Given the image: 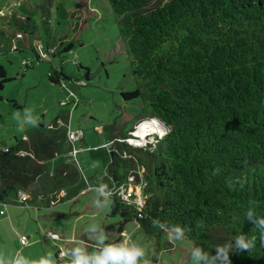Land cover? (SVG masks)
<instances>
[{"label": "trees", "instance_id": "1", "mask_svg": "<svg viewBox=\"0 0 264 264\" xmlns=\"http://www.w3.org/2000/svg\"><path fill=\"white\" fill-rule=\"evenodd\" d=\"M53 3L45 0L39 7L46 37ZM108 3L137 84L121 97L126 103L139 100L141 108L131 132L111 140L106 181L110 216L120 221L106 229L107 239L96 245L95 254L121 243L129 224L158 247L163 235L175 234L173 226L179 225L181 237L205 250L240 231L256 236L251 252L230 254L231 264H264V236L253 222L244 221L249 201L264 215V0ZM7 24L17 36L37 30L34 20L14 13ZM65 40L41 45V55L70 52L73 45ZM10 47L21 49L14 41ZM28 49L40 61L38 48ZM48 79L59 84L64 76L51 69ZM8 82L0 66L1 88ZM145 124H159L163 136L146 149L130 145L132 133ZM58 152L59 137L42 131L15 138L0 150V204L19 205L20 196L46 175L47 163ZM229 178L235 181L231 187ZM131 179L142 186V206L120 195ZM87 250L84 254L91 256ZM54 258L63 264L58 252Z\"/></svg>", "mask_w": 264, "mask_h": 264}, {"label": "rangeland", "instance_id": "2", "mask_svg": "<svg viewBox=\"0 0 264 264\" xmlns=\"http://www.w3.org/2000/svg\"><path fill=\"white\" fill-rule=\"evenodd\" d=\"M44 1L0 0V66L9 79L3 88L0 86V150L12 145L15 138L25 139L37 131L59 137L58 155L47 163L43 183L34 185L38 192L33 205L39 210L0 207L12 210L16 220L14 227L8 220L0 221V260L39 261L46 256L50 264H55L59 245L56 241L62 239L46 234L54 244L32 249L29 240L26 246L21 245L20 237L32 236L33 242V237L44 236L45 229L50 228L77 242L73 252L88 249L91 256L95 255L96 245L102 244L100 237L106 240V229L120 221L110 216L111 191L106 181L111 161L109 145L113 138L131 132L141 102L126 103L121 97L135 90L137 84L108 0H54L49 29L46 27L50 37L45 36L42 26L39 7ZM73 11L76 13L70 18ZM13 13L34 20L36 32L18 37L7 24ZM65 36L63 44L73 45L70 52L41 55V45L58 46ZM12 41L20 46L18 52L11 50ZM30 45L38 48L40 61L30 53ZM51 69L62 71L64 79H59V84L49 81ZM79 131L81 141L74 146L69 135ZM138 132L133 135L137 139L134 145L146 149L154 142ZM44 185L48 186L46 190L41 189ZM128 189L143 196L139 183H131ZM123 241L144 248L148 264H195L190 257L193 244L173 233H165L158 247L155 239L146 236L136 224H129ZM74 259L69 253L62 263H72Z\"/></svg>", "mask_w": 264, "mask_h": 264}, {"label": "clouds", "instance_id": "3", "mask_svg": "<svg viewBox=\"0 0 264 264\" xmlns=\"http://www.w3.org/2000/svg\"><path fill=\"white\" fill-rule=\"evenodd\" d=\"M231 187L235 181L229 178L226 181ZM255 201H249V206L244 213V221H251L253 229L260 236H264V215H259L256 211ZM155 224V221L153 222ZM173 232L177 237L184 234V229L179 225L173 226ZM104 237H100L103 243ZM256 247V236L244 234L240 231L231 240L223 244L216 245L213 249L194 247L190 251V257L195 264H231V253H248ZM75 259L72 264H148L145 249L142 247L131 246L128 241H123L115 245L104 246L98 254L88 256L81 249L77 248L73 253ZM0 264H50L47 257H41L39 261H28L24 258H14L11 260H0Z\"/></svg>", "mask_w": 264, "mask_h": 264}, {"label": "crops", "instance_id": "4", "mask_svg": "<svg viewBox=\"0 0 264 264\" xmlns=\"http://www.w3.org/2000/svg\"><path fill=\"white\" fill-rule=\"evenodd\" d=\"M26 139V138H25ZM37 183H40V184H42L43 183V178L42 179H40V180H38L34 185H36ZM49 185V184H48ZM34 187V186H33ZM31 187V189L28 191V193L29 194H26V193H24V195L28 198V206H27V208H35V209H38L39 210V208L38 207H36V206H34L33 205V203L35 202V198H36V193L38 192V188L37 187ZM48 188V186L46 187L45 185L44 186H42V190H46ZM19 201V200H18ZM19 203V202H18ZM3 206H5V205H1L0 204V207H3ZM13 206H15V207H25V205H23V204H20L19 203V205H13ZM0 211H3L4 212V215L3 216H1L0 217V221H2L3 223H6L7 222V220L10 222V224L14 227L15 225H16V220L14 219V216H13V214H12V210H3V208H0ZM20 212H22V211H20ZM17 225H19V221H18V224ZM18 235H24V234H26V233H24V234H22V233H17ZM46 234L49 236V237H51V236H54L53 238L54 239H62L61 241L62 242H60V241H56L57 243H59V245H58V247H57V249H56V253L58 252L59 253V255H60V260H61V262H62V260L63 259H65L66 257H67V254H69V253H74L73 252V250L76 248V246H77V242L75 241V242H73L72 241V238H67L63 233H58V232H56V231H54V230H51L50 228H46L45 229V234H44V236L42 235V236H39V235H37V236H35V237H33L34 238V241L32 242V236H27L28 237V240H29V244H28V246L30 245V248H35L36 246L37 247H43L44 245H47V244H49V242L50 243H52L50 240H48V237L46 236ZM43 237V238H42ZM61 243H63V246H64V249H63V247H62V244ZM52 244H54V243H52ZM61 244V245H60ZM56 245V244H55ZM54 245V246H55ZM32 246V247H31ZM49 249L51 250L52 248H50L49 247ZM55 251V250H54ZM46 253V252H45ZM19 254V253H18ZM46 255V254H45ZM46 257V256H45Z\"/></svg>", "mask_w": 264, "mask_h": 264}, {"label": "built area", "instance_id": "5", "mask_svg": "<svg viewBox=\"0 0 264 264\" xmlns=\"http://www.w3.org/2000/svg\"><path fill=\"white\" fill-rule=\"evenodd\" d=\"M18 37H21V36L18 35ZM63 105H66V104L64 103ZM141 127H142V125L138 126L136 128L135 132L138 131V130H140ZM49 129H51V127H49ZM135 132L132 133V137H133V135H134ZM146 135H147V138L148 139H153V134H146ZM162 136L160 134H158V138L157 139L161 138ZM81 137H82V132L81 131L75 132V133H70V135H69V138H70L71 142L74 144V146H76V144L81 141ZM136 140L137 139L134 138V140H128L127 142L130 145H132V146L140 147V146L134 145ZM154 142H156L155 139H154ZM154 142H152L151 144H153ZM111 146H112V143H110L109 149L111 148ZM130 181L133 182V179H131ZM128 191H129L128 188L127 189L122 188V190L120 191V195H122L123 199L127 201V200L133 198L134 201L137 202L139 206H142V204H143V196L138 197L137 194H135L133 192L131 193V192H128ZM138 198L141 199L142 201L141 202H138ZM19 203L20 204H23V205H25V207H27L28 206V198L24 194H22L20 196V198H19ZM3 215H4V212L3 211H0V217L3 216ZM51 237H54V236H51ZM19 241H20L21 245H23V246H26L27 243H28V239L25 236H21L20 239H19Z\"/></svg>", "mask_w": 264, "mask_h": 264}, {"label": "bare ground", "instance_id": "6", "mask_svg": "<svg viewBox=\"0 0 264 264\" xmlns=\"http://www.w3.org/2000/svg\"><path fill=\"white\" fill-rule=\"evenodd\" d=\"M151 125V124H150ZM150 125H143L142 127H141V129L139 130V132L138 133H140V132H142V135H146V134H155V133H157V134H160L161 136L163 135V128H162V126H160L159 124L157 125V127H155V126H150ZM144 126H146V128L144 127ZM160 127V128H159ZM146 131V132H145Z\"/></svg>", "mask_w": 264, "mask_h": 264}, {"label": "water", "instance_id": "7", "mask_svg": "<svg viewBox=\"0 0 264 264\" xmlns=\"http://www.w3.org/2000/svg\"><path fill=\"white\" fill-rule=\"evenodd\" d=\"M157 138H158V134L157 133L153 134V139L157 140ZM111 156H112V154H111Z\"/></svg>", "mask_w": 264, "mask_h": 264}]
</instances>
